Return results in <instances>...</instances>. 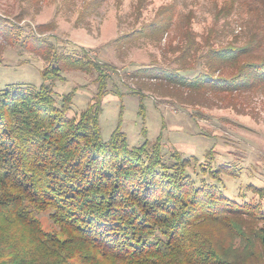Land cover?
Listing matches in <instances>:
<instances>
[{"label":"trees","instance_id":"trees-1","mask_svg":"<svg viewBox=\"0 0 264 264\" xmlns=\"http://www.w3.org/2000/svg\"><path fill=\"white\" fill-rule=\"evenodd\" d=\"M165 28L159 20L116 42ZM0 37L47 62L39 87L0 90V264H264L262 202L240 203L217 183H196L188 159L174 153L166 160L160 137L130 146L119 125L103 139L99 119L111 65L87 53H59L40 30L27 33L2 16ZM193 45L181 49L179 67L146 66L133 76L198 93L264 84V57L251 55L249 42L209 47L202 55L208 71L187 77ZM221 64L234 72L215 76ZM67 70L96 73L95 97L78 117L68 116L75 91L61 105L54 96L53 81ZM209 173L217 182L237 176L228 165Z\"/></svg>","mask_w":264,"mask_h":264},{"label":"rangeland","instance_id":"rangeland-1","mask_svg":"<svg viewBox=\"0 0 264 264\" xmlns=\"http://www.w3.org/2000/svg\"><path fill=\"white\" fill-rule=\"evenodd\" d=\"M0 16L27 33L40 30L59 53H87L113 67L99 119L104 140L119 125L130 146L160 137L166 160L172 162L174 153L188 159L187 171L196 183H217L240 203L264 206V84L198 93L133 76L146 66L179 67L177 57L191 42L186 58L191 68L182 71L189 78L208 71L202 55L211 46L249 42L251 55L264 57V0H0ZM159 20L166 28L155 36L116 42ZM187 31L190 40L184 36ZM46 65L39 55L0 37V90L39 87ZM213 72L228 77L234 70L221 64ZM95 80L96 73L67 70L53 81L58 105L75 91L68 116L78 117L92 102ZM134 90L146 95L142 101ZM221 165L232 167L237 176L211 180L209 172ZM40 218L53 227L47 213Z\"/></svg>","mask_w":264,"mask_h":264}]
</instances>
